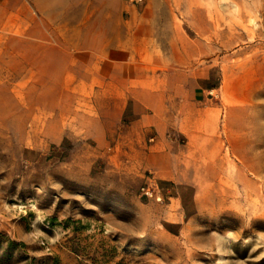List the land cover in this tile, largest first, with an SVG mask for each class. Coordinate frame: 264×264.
<instances>
[{"label": "rangeland", "instance_id": "1", "mask_svg": "<svg viewBox=\"0 0 264 264\" xmlns=\"http://www.w3.org/2000/svg\"><path fill=\"white\" fill-rule=\"evenodd\" d=\"M148 2L173 66L126 85L0 37V264H264V0Z\"/></svg>", "mask_w": 264, "mask_h": 264}, {"label": "crops", "instance_id": "2", "mask_svg": "<svg viewBox=\"0 0 264 264\" xmlns=\"http://www.w3.org/2000/svg\"><path fill=\"white\" fill-rule=\"evenodd\" d=\"M148 4V0L138 4L126 0H0V37L10 36L15 45L21 37L42 40L50 53L62 54L59 68L75 70L77 83L94 82L95 75L90 80L83 69H107V84L126 85L132 80L127 75L119 79L121 69L173 66L172 58L164 55L157 15L148 12ZM169 81L174 86L173 97L193 104L206 101V91L213 89L196 84L189 90L185 88L188 77ZM163 83L156 90L161 100L166 99Z\"/></svg>", "mask_w": 264, "mask_h": 264}, {"label": "built area", "instance_id": "3", "mask_svg": "<svg viewBox=\"0 0 264 264\" xmlns=\"http://www.w3.org/2000/svg\"><path fill=\"white\" fill-rule=\"evenodd\" d=\"M127 2L133 3V4H138L141 3L143 0H126ZM144 189V188H142ZM145 193H148V190H144Z\"/></svg>", "mask_w": 264, "mask_h": 264}]
</instances>
